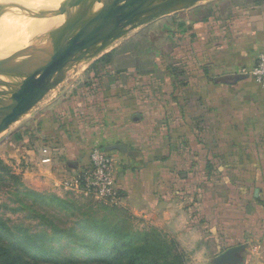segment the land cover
<instances>
[{"label": "crops", "instance_id": "crops-1", "mask_svg": "<svg viewBox=\"0 0 264 264\" xmlns=\"http://www.w3.org/2000/svg\"><path fill=\"white\" fill-rule=\"evenodd\" d=\"M223 2L205 7L206 17L187 29L196 31L187 37L195 51L189 48L180 99L166 100L169 109L160 112L151 107L157 101L145 98H106L98 103L64 96L73 87L59 86L54 101L42 103L32 116L36 158L27 150L23 159L35 163L37 174L23 181L37 190L61 193L62 182L76 181L88 165L90 150L101 147L113 161L119 207L164 231L182 251L208 250L198 242L206 228L201 223L208 222L203 218L205 222L192 228L187 213L201 215L204 202L190 195L183 183L264 181V89L244 75L264 54V0H228L235 7L229 9L227 23L214 13L215 7L224 10ZM239 2L246 7L235 9ZM236 170L243 176L237 177ZM254 170L258 175H247ZM61 172L67 179H59ZM190 197L197 204L184 210ZM215 197L219 200L220 194ZM219 206L210 207L216 218L230 213ZM203 254L195 253L191 264L212 263Z\"/></svg>", "mask_w": 264, "mask_h": 264}, {"label": "rangeland", "instance_id": "rangeland-1", "mask_svg": "<svg viewBox=\"0 0 264 264\" xmlns=\"http://www.w3.org/2000/svg\"><path fill=\"white\" fill-rule=\"evenodd\" d=\"M218 1L203 0L188 10L168 14L131 31L98 57L81 62L75 69L69 70L63 83L72 85L73 88L67 89L64 96L73 94L77 97H88L98 103L106 98H145L157 101L151 107H157L160 112H163L165 106L169 109L166 100L170 97L180 99L182 84L186 78L182 72V64L195 51L187 37L196 31L187 29L194 28L198 18L206 17L208 12L205 7L216 5ZM222 2L224 4H220V7L223 6L224 10L219 11L215 7L217 10L214 13L215 17L216 13L220 16L221 22L227 23L228 13L235 5L230 6L228 0ZM244 7L246 5L239 2L235 9ZM50 9L53 8H41L35 14ZM220 21L217 20V23ZM189 48L193 50L189 51ZM244 75L249 77L247 73ZM56 96L55 92L47 94L27 116L0 136V220L17 233H21L20 230L26 235L44 233L50 237L54 227L80 233L76 224L89 217L103 219L108 224L130 217L122 209L119 211V205L109 206L94 200L84 191L82 181L62 182L61 193L37 190L30 181H23L26 175L36 179L37 174L34 166V150L37 148V136L34 133L36 124L32 116L36 115L37 107L47 100L54 101ZM27 150L33 151L31 157L34 164L23 159ZM258 173L256 170L247 171V175L253 177ZM58 174L61 181L68 177L62 172ZM243 174L236 170L237 177ZM67 182L69 185H64ZM183 187L188 189L190 195H199L204 202L201 215L199 213L197 217L188 210L189 206L197 204L194 197H190V202L185 203L184 210H188V220L192 228L198 226V221L203 222V218L208 222L207 225L201 223L206 228L198 240L201 248L208 247V250H197L204 252L203 258L212 261L209 264H215L213 261L225 250L239 246H244V249L236 255L238 260L234 264H264V181H186ZM59 188L60 185L57 187L58 191L61 189ZM217 194H220L219 200L215 197ZM213 203H219L220 208L227 207L230 213L224 218H216V212L213 213L210 208ZM112 207L117 211L114 212ZM130 220L133 230L155 228L142 218L132 217ZM155 229L172 239L164 231ZM2 242L3 247L11 249L13 240ZM86 243L84 240V244ZM188 243L189 240L185 241V244ZM46 244L59 259L73 261L71 264H91L92 253L79 249L73 239L65 238ZM197 250H181L187 263L191 264V258L199 252ZM21 251L25 255L30 253L25 248ZM18 255L19 250L11 249L12 258H17Z\"/></svg>", "mask_w": 264, "mask_h": 264}, {"label": "water", "instance_id": "water-1", "mask_svg": "<svg viewBox=\"0 0 264 264\" xmlns=\"http://www.w3.org/2000/svg\"><path fill=\"white\" fill-rule=\"evenodd\" d=\"M203 0H85L76 14L65 9L21 17H0L36 32L43 44L28 66L0 67V136L27 116L44 97L56 91L69 70L102 54L131 31ZM35 43V42H34ZM37 43V42H36ZM10 73H4L7 70ZM22 82L7 83L19 78ZM244 246L225 250L213 261L234 264Z\"/></svg>", "mask_w": 264, "mask_h": 264}, {"label": "trees", "instance_id": "trees-1", "mask_svg": "<svg viewBox=\"0 0 264 264\" xmlns=\"http://www.w3.org/2000/svg\"><path fill=\"white\" fill-rule=\"evenodd\" d=\"M122 212L126 213L123 209ZM130 218L123 217L117 223L108 224L103 219L89 217L76 224L81 235L54 227L50 237L44 233L14 232L0 220V264H71L73 261L59 259L46 244L65 238L73 239L79 249L92 253L91 264H187V258L174 239H168L155 228L133 230ZM9 240H13L11 249L19 250V257L12 258L11 249L2 246V241ZM24 248L30 252L28 255L21 251Z\"/></svg>", "mask_w": 264, "mask_h": 264}, {"label": "bare ground", "instance_id": "bare-ground-1", "mask_svg": "<svg viewBox=\"0 0 264 264\" xmlns=\"http://www.w3.org/2000/svg\"><path fill=\"white\" fill-rule=\"evenodd\" d=\"M85 0H0V17L31 16L41 8L65 9L69 14H76ZM14 23L0 22V67L6 64L14 66L31 65L38 57L42 40L40 36L25 29L13 27ZM35 42V43H34ZM37 42V43H36ZM7 70L4 73H10ZM1 79V76H0ZM24 78L7 82H22ZM1 88V87H0Z\"/></svg>", "mask_w": 264, "mask_h": 264}, {"label": "built area", "instance_id": "built-area-1", "mask_svg": "<svg viewBox=\"0 0 264 264\" xmlns=\"http://www.w3.org/2000/svg\"><path fill=\"white\" fill-rule=\"evenodd\" d=\"M247 74L264 89V54L256 58ZM88 159L86 169L80 172L76 181H82L84 191L94 200L109 206H118L121 193L116 187L111 156L99 147H93Z\"/></svg>", "mask_w": 264, "mask_h": 264}]
</instances>
